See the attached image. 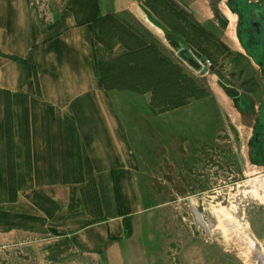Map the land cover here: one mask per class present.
<instances>
[{
    "label": "rangeland",
    "instance_id": "obj_1",
    "mask_svg": "<svg viewBox=\"0 0 264 264\" xmlns=\"http://www.w3.org/2000/svg\"><path fill=\"white\" fill-rule=\"evenodd\" d=\"M209 2L70 0L80 15L100 19L94 42L98 69L115 87L116 108L153 207L131 225L140 264H175L174 258L190 264L202 257L213 264H243L253 242L264 245V170L253 169L249 160L250 120L225 95L228 85L255 98L263 90L250 62L237 56L236 40L226 34L224 2ZM166 36L180 38L202 71L182 59ZM144 45L164 61L156 68L171 77L141 80L126 71L118 77L125 63L121 55ZM141 52L137 69L156 62L150 50ZM140 86L147 91L130 89ZM78 207L84 210L81 201ZM66 264L104 263L82 255Z\"/></svg>",
    "mask_w": 264,
    "mask_h": 264
},
{
    "label": "crops",
    "instance_id": "obj_2",
    "mask_svg": "<svg viewBox=\"0 0 264 264\" xmlns=\"http://www.w3.org/2000/svg\"><path fill=\"white\" fill-rule=\"evenodd\" d=\"M95 36L70 0H0V264H140L153 207Z\"/></svg>",
    "mask_w": 264,
    "mask_h": 264
},
{
    "label": "flooded vegetation",
    "instance_id": "obj_3",
    "mask_svg": "<svg viewBox=\"0 0 264 264\" xmlns=\"http://www.w3.org/2000/svg\"><path fill=\"white\" fill-rule=\"evenodd\" d=\"M209 3L223 1L227 8L222 17L226 34L236 40L238 57L250 62L258 75L262 88L260 98L244 90L228 85L225 95L234 102L238 114L245 122L250 120L248 131V155L255 170H264V0H209ZM166 41L175 50H185L177 36H166ZM244 68V66H243ZM245 71V68L243 69ZM264 252V245L256 243ZM175 264H182L180 258L173 259ZM243 264H264L262 257H244ZM190 264H213L210 258H193ZM226 264V263H221Z\"/></svg>",
    "mask_w": 264,
    "mask_h": 264
},
{
    "label": "trees",
    "instance_id": "obj_4",
    "mask_svg": "<svg viewBox=\"0 0 264 264\" xmlns=\"http://www.w3.org/2000/svg\"><path fill=\"white\" fill-rule=\"evenodd\" d=\"M80 16H81V19L83 22H93L97 28V24L99 23L100 19L92 20V19L86 18L85 15H82V14ZM115 20L120 23V21L118 19L115 18ZM129 30L130 29L126 26V31L130 32ZM133 36H136V35L133 34ZM127 49L129 51L126 52V54H122L121 57L119 58L122 61L125 60V63H123V66L118 67V70H117V72L120 74L118 76V77H120V79L125 77V74L123 73V71H126V76H130V75L139 76L138 78L141 80H143L145 77H147V78L151 79V81H158V78H160V77L164 78L166 76V74H167V77H168V75L170 77L172 76L171 73L166 72L165 68H156L158 63L163 64L164 61L156 56V52L151 47H148V46L146 47L144 45V47H142V49H139L137 47L135 49H133V48L129 49V47H128ZM143 50H147V51L150 50V52H152L156 56V62H154L153 64H151L149 66H146V65L140 66V69H137L138 65L140 64L139 56H140V54H142L141 51H143ZM130 63H132L131 66H129ZM133 63H136V64L133 65ZM141 65H143V64H141ZM98 71H99L100 79L105 84V86L108 89H115V87H112V85H109V83L107 81H105V79L101 76L99 69H98ZM172 86L175 87V89H176L175 85H169V88H172ZM154 87H155V85H153V88ZM169 88L167 89L168 91H169ZM130 89L134 90V91H138V92L147 91V90L141 89V86L140 87H133Z\"/></svg>",
    "mask_w": 264,
    "mask_h": 264
},
{
    "label": "water",
    "instance_id": "obj_5",
    "mask_svg": "<svg viewBox=\"0 0 264 264\" xmlns=\"http://www.w3.org/2000/svg\"><path fill=\"white\" fill-rule=\"evenodd\" d=\"M177 53L180 55L182 59H184L192 68L202 71V66L199 62L196 61V59L192 56L189 50H181L177 51ZM253 252L251 253L250 257H262L264 258V252L261 251V249L258 247V245L253 242Z\"/></svg>",
    "mask_w": 264,
    "mask_h": 264
},
{
    "label": "built area",
    "instance_id": "obj_6",
    "mask_svg": "<svg viewBox=\"0 0 264 264\" xmlns=\"http://www.w3.org/2000/svg\"><path fill=\"white\" fill-rule=\"evenodd\" d=\"M200 64H201V66H202V68H203V64L200 62V61H198Z\"/></svg>",
    "mask_w": 264,
    "mask_h": 264
}]
</instances>
